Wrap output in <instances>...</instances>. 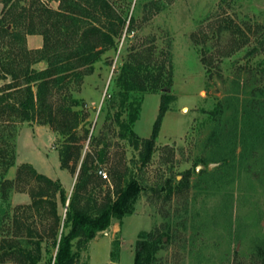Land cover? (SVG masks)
Here are the masks:
<instances>
[{
	"label": "rangeland",
	"instance_id": "rangeland-1",
	"mask_svg": "<svg viewBox=\"0 0 264 264\" xmlns=\"http://www.w3.org/2000/svg\"><path fill=\"white\" fill-rule=\"evenodd\" d=\"M112 1L123 17L127 15L117 47L67 92L78 101L75 109L83 117L81 127L89 131L86 139L79 132L81 157L94 153L104 142L109 145V162L100 170L107 175L110 163L120 161L136 172L138 150L116 134L115 114L120 112L123 119L125 111L110 96L118 91L115 77L129 49L154 48L170 54L172 83L155 93L128 94L129 100L140 103L132 126L136 136H151L162 93L173 95L175 101L162 116L151 159L137 171L138 178L151 187L169 177L181 180L189 171V185L183 194L186 200L172 196L165 202L150 193L141 194L134 213L98 233L80 252L77 264H133L139 235L154 230L161 234L167 227L169 240L164 237L157 264H264V145H252L248 120L243 123L254 75H258L255 60L250 63L248 58L256 37L248 27L260 25L264 30V0ZM48 5L57 7L56 2ZM235 26L244 36L232 35ZM245 38L246 44L239 47ZM41 44L38 35L26 37L28 49ZM54 99L58 102L60 95ZM218 103L224 104V112L218 122H211L210 113ZM216 124L230 135L227 140L213 136ZM90 135L95 141L90 142ZM63 145L62 136L49 126L16 125L15 161L4 176L12 186H2L0 179V264H18L7 256L1 259L10 252L11 241L32 250L38 241L41 259L37 264H47L48 252L53 250L48 235L52 216L46 206L35 209L32 205L31 193L39 185L25 173L19 179L16 174L20 165L29 164L59 182L69 197L79 164L74 173L60 167ZM55 207L63 217L65 210L57 199ZM15 215L30 227L31 238L24 236L25 228L15 227Z\"/></svg>",
	"mask_w": 264,
	"mask_h": 264
},
{
	"label": "trees",
	"instance_id": "trees-1",
	"mask_svg": "<svg viewBox=\"0 0 264 264\" xmlns=\"http://www.w3.org/2000/svg\"><path fill=\"white\" fill-rule=\"evenodd\" d=\"M49 2H56L57 7H49ZM0 4V81L4 82L0 86L2 186H12V181L4 176L14 165L17 124L36 122L49 126L62 136L64 145L59 152L60 167L69 168L74 173L79 164L69 197L59 182L37 173L29 164L20 165L16 177L19 179L25 173L39 185L31 193L32 205L35 209L46 206L52 216L48 235L53 250L48 252L47 264H77L80 252L98 233L106 231L114 221H121L134 213L141 194L150 193L165 202L172 196L181 200L185 198L183 194L188 189L189 171L182 175L181 180L169 177L151 187L139 181L137 173L149 163L162 116L175 97L161 94L159 114L147 139H140L132 130L140 103L128 97L131 92L155 93L171 86L170 54H160L154 48H132L120 65L115 77L118 91H112L110 98L112 102L117 99L118 106L125 111L123 119L120 112L115 114L116 134L138 150L136 172L116 161L110 163L107 178L102 179L97 172L109 162V145L103 142L100 149L94 153L85 152L81 157L79 132L86 139L89 131L81 127L83 117L75 109L78 101L68 96L67 92L71 86H79L85 76L92 74L94 64L106 52L116 49L127 15L123 17L112 0H0ZM252 28L249 26L248 30L256 37L250 45L248 58L250 63L255 60L253 68L258 70V75H254L243 123L247 119V131L253 132H250L252 145H264V116L261 110L264 108V85H259L264 80V30L260 25ZM232 29L233 36L237 33L242 35L239 27ZM31 35L41 37L39 48H27L26 37ZM246 40L248 38L241 41L239 47L246 44ZM56 95H60L58 102L54 99ZM224 107L221 103L216 105L210 113L211 122L219 121ZM223 132L224 129L217 124L212 130L213 136H218L220 141L230 136ZM91 140L95 141L92 135ZM103 186H106L104 191ZM56 199L65 210L63 217L56 213ZM20 217L14 216L15 227L18 231L25 228L24 236L31 238L30 227L24 225ZM164 237L169 240V227L161 234L157 230L141 233L135 243L133 264H157V253L164 245ZM9 247L10 252L1 255L2 260L3 256H7L18 264H37L41 259L38 241L33 250L21 246L20 241H11Z\"/></svg>",
	"mask_w": 264,
	"mask_h": 264
},
{
	"label": "built area",
	"instance_id": "built-area-1",
	"mask_svg": "<svg viewBox=\"0 0 264 264\" xmlns=\"http://www.w3.org/2000/svg\"><path fill=\"white\" fill-rule=\"evenodd\" d=\"M97 174H98L102 179H106V178H107L106 173H105L104 171H102V170H99V171L97 172Z\"/></svg>",
	"mask_w": 264,
	"mask_h": 264
},
{
	"label": "crops",
	"instance_id": "crops-1",
	"mask_svg": "<svg viewBox=\"0 0 264 264\" xmlns=\"http://www.w3.org/2000/svg\"><path fill=\"white\" fill-rule=\"evenodd\" d=\"M36 48H39V47H36Z\"/></svg>",
	"mask_w": 264,
	"mask_h": 264
}]
</instances>
